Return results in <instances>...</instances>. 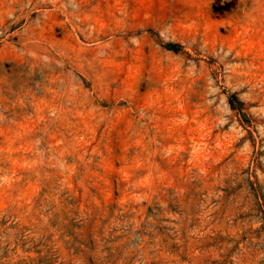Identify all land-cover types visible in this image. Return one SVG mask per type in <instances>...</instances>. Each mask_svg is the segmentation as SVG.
Here are the masks:
<instances>
[{"label": "rangeland", "instance_id": "obj_1", "mask_svg": "<svg viewBox=\"0 0 264 264\" xmlns=\"http://www.w3.org/2000/svg\"><path fill=\"white\" fill-rule=\"evenodd\" d=\"M0 264H264V0H0Z\"/></svg>", "mask_w": 264, "mask_h": 264}, {"label": "trees", "instance_id": "obj_2", "mask_svg": "<svg viewBox=\"0 0 264 264\" xmlns=\"http://www.w3.org/2000/svg\"><path fill=\"white\" fill-rule=\"evenodd\" d=\"M170 45H172V46H173L174 44H170Z\"/></svg>", "mask_w": 264, "mask_h": 264}]
</instances>
